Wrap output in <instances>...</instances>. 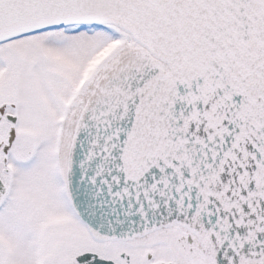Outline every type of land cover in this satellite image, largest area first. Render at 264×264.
Listing matches in <instances>:
<instances>
[{"label": "snow or ice", "instance_id": "6c2138e0", "mask_svg": "<svg viewBox=\"0 0 264 264\" xmlns=\"http://www.w3.org/2000/svg\"><path fill=\"white\" fill-rule=\"evenodd\" d=\"M0 264H264V0H0Z\"/></svg>", "mask_w": 264, "mask_h": 264}]
</instances>
